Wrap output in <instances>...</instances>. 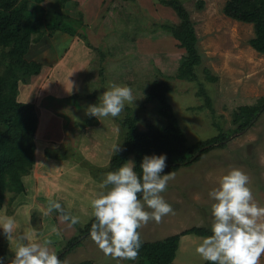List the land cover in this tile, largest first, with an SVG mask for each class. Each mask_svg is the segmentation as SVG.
<instances>
[{"label":"rangeland","instance_id":"1","mask_svg":"<svg viewBox=\"0 0 264 264\" xmlns=\"http://www.w3.org/2000/svg\"><path fill=\"white\" fill-rule=\"evenodd\" d=\"M10 1L26 5L28 24H41L25 55L27 60L41 63V73L20 82L17 95L18 100L33 103L39 116L36 163L21 176L25 190L8 192L0 208V214L15 217L19 232L49 239L63 264H137V258L106 256L90 231L83 234L81 228L86 230L94 218L90 201L108 172L113 145L122 147L126 116L136 118L141 130L148 123L166 125L159 103L149 100L147 93L152 81L168 77L172 84L168 100L189 145L219 132L216 123L231 137L224 147L211 149L172 171L174 179L162 195L174 212L159 222L142 225L138 229L142 240L163 239L193 226L211 229L214 201L208 193L233 167L248 174L254 199L264 206V53L249 44L255 36L253 24L224 14L226 0H180L194 22L202 56L201 66L196 68L198 80L193 81L175 76L186 51L170 35L150 32V15L177 21L172 8L156 0H70L65 19L80 18L94 48L80 36L46 27V21L61 8L60 0ZM206 70L214 79H208ZM109 82L131 86L134 103H126L115 118L87 114L88 106L99 103ZM200 88L210 104L205 97L196 96ZM241 106L251 108L254 120L244 130L235 131ZM49 198L58 199L80 222L69 226L57 211L45 214ZM203 237L183 235L175 262L205 264L195 251ZM0 245L10 259L14 244L2 233ZM260 264H264V255Z\"/></svg>","mask_w":264,"mask_h":264},{"label":"trees","instance_id":"2","mask_svg":"<svg viewBox=\"0 0 264 264\" xmlns=\"http://www.w3.org/2000/svg\"><path fill=\"white\" fill-rule=\"evenodd\" d=\"M35 1L42 3L45 0ZM69 1H59L61 8L58 9L56 16L46 21V27L51 31L80 36L86 41L87 46L92 48L82 26L83 21L80 18L72 19V21L65 19L64 9ZM156 2L171 7L177 16V21L163 20L150 15L148 17L152 28L150 32L153 35L159 31L170 35L177 45L186 51L175 76L187 81L198 80L196 68L201 66L202 56L198 48L199 38L189 11L180 0H156ZM202 6L203 2H200L199 7ZM25 8L24 3L0 0V208L8 192L18 194L25 190L21 176L36 163L35 135L39 116L33 103L22 102L18 100L17 95L20 82L41 73L40 62L25 58L33 35L41 31V24H28L29 16L26 15ZM223 12L232 19L253 24L255 36L250 39L249 44L256 51L264 53V0H226ZM79 27L83 28V32L79 31ZM99 51L103 57V52ZM101 67L102 73L104 68ZM206 74L209 80L214 79L212 75H209L208 70ZM200 89L196 96L205 97L210 104L209 96L203 92V88ZM171 92L172 84L169 77L156 79L150 83L147 98L159 103V113L166 119V125L157 126L148 123L147 129L141 130L136 118L126 116L122 122V126L126 128H124V142L120 151L112 155L106 169L108 172L117 169L130 156H133L139 171V163L143 155L152 153H166L168 159L165 172H172L178 170L181 165L195 162L203 153L226 145L225 142L231 136L227 135L223 127L217 123L219 132L189 145L185 130L180 125L168 100ZM241 110L242 113L238 112L234 120V123H237L235 131L244 130L254 120L249 106H241ZM187 153L189 155L185 156ZM182 155L185 156L184 159L176 158ZM93 222L94 218L88 223L86 230L81 228L83 234L90 231ZM186 234L207 236L212 233L210 228L193 226L163 239L142 240L136 257L137 264H177L175 259L181 237ZM0 256H6V259L8 257L2 245H0ZM79 264H90V262L85 261ZM205 264H212V262L206 261Z\"/></svg>","mask_w":264,"mask_h":264},{"label":"clouds","instance_id":"3","mask_svg":"<svg viewBox=\"0 0 264 264\" xmlns=\"http://www.w3.org/2000/svg\"><path fill=\"white\" fill-rule=\"evenodd\" d=\"M135 100L131 86L109 82L99 103L89 105L86 112L96 118H115L126 103L133 104ZM119 151L120 145H113V155ZM167 159L166 153L145 154L139 171L136 161L128 158L106 173L100 190L90 201L94 216L90 236L106 256L135 260L142 244L138 229L174 212L162 195L175 175L165 172ZM249 185L248 174L233 167L209 191L214 201L212 234L201 238L195 246L202 260L212 264H260L264 255V206L255 201ZM54 210L69 226L80 222V217L66 211L58 199L49 198L45 214ZM18 229L14 216L0 214V233L14 244L11 258L0 256V264H63L49 239L30 237Z\"/></svg>","mask_w":264,"mask_h":264}]
</instances>
